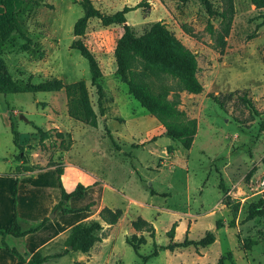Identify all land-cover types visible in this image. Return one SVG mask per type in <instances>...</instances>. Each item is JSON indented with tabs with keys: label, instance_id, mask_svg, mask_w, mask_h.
Segmentation results:
<instances>
[{
	"label": "rangeland",
	"instance_id": "rangeland-1",
	"mask_svg": "<svg viewBox=\"0 0 264 264\" xmlns=\"http://www.w3.org/2000/svg\"><path fill=\"white\" fill-rule=\"evenodd\" d=\"M140 1L92 0L105 13ZM144 1L126 14L125 24L140 35L161 21L196 55L203 91H179L178 106L197 120L191 147L168 137L117 74L113 52L124 24L103 26L91 18L82 40L102 70L104 114L98 115L97 127L68 116L63 89L0 94V229L8 226L13 214L15 178L22 228L47 218L37 232L4 239L26 259L36 252L46 256L44 264H140L142 259L126 242L132 237L144 239L141 255L157 245V256L145 264H264V203L260 215L248 216L251 206L264 198V25L260 24L264 8H255L250 0H234L232 28L220 54L206 29L208 20L215 29L220 20L208 16L202 0ZM209 1L220 11L221 0ZM81 14L79 0H22L16 13L20 31L12 32L0 50V75L22 83L83 80L98 112L87 60L71 48L76 39L73 25ZM161 81L177 88L170 77ZM244 95L255 108L243 101ZM10 122L27 162L17 160L19 149ZM35 127L50 134L45 147L39 145ZM106 128L120 149L113 146ZM54 163L63 167L61 184L67 192L78 182L88 186L82 197H71L64 207L79 209L91 203L89 211L67 214L54 209L61 198ZM105 206L122 210L113 225L99 217ZM138 217L151 223L154 239L150 232L132 226ZM94 220L103 225L101 241L86 253L65 252L64 240L72 226ZM209 231L215 240L206 247L164 248L185 238L197 241ZM246 239L254 242L248 249ZM0 264H23L2 248L1 236Z\"/></svg>",
	"mask_w": 264,
	"mask_h": 264
},
{
	"label": "trees",
	"instance_id": "trees-1",
	"mask_svg": "<svg viewBox=\"0 0 264 264\" xmlns=\"http://www.w3.org/2000/svg\"><path fill=\"white\" fill-rule=\"evenodd\" d=\"M208 16L219 18V28L215 29L213 24L208 20L206 25L207 31L214 38L213 47L220 54H223L232 23L235 15L234 0H221V9L217 11L209 0H202ZM255 8H264V0H250ZM22 0H0V50L5 42H7L14 31H20V25L17 19V10L20 7ZM82 8V14L79 16L73 25V33L76 37L71 43V48L79 51L80 55L87 60L91 85L96 88L98 112L94 109L90 98V92L85 81L78 80L64 83L61 79L52 78L38 83L27 81L25 83L13 80L10 77L0 75V94L20 93V92H55L64 90L66 98V106L68 116L76 121L91 127L98 126V115L103 116L104 107L102 106L103 88L100 83L102 70L95 54L87 47L82 40L85 33L88 21L91 18L100 20L101 25L109 26L112 24H124L123 32L116 42L114 48V58L116 62V72L120 79L127 85L128 92L131 94L142 107H144L157 121L162 125L165 134L181 143L185 148H190L194 136L197 132V120L186 116L185 111L178 106L180 104L179 91H186L192 94H199L203 91V85L197 77L198 63L196 55L187 48L173 33H171L166 25L161 21L154 22L142 34L136 35L130 25L125 24L126 14L136 8L143 6L146 2L141 0L135 6H123L122 9L113 12L105 13L94 6L92 0H79ZM261 25H264V16ZM190 35L194 33L187 27H184ZM165 77H170L175 80L177 88L167 85L161 80ZM173 91V93H171ZM171 97H169V95ZM210 97L220 106L223 102L219 97L210 95ZM250 107L255 108L251 99L242 97ZM9 121V120H8ZM13 134L14 145L19 149L17 160L27 162L24 155V147L19 143L18 131L13 122L9 123ZM38 132V143L41 147H45L44 140L50 137L48 131L35 127ZM110 140L115 148L118 145L111 137V133L106 128ZM62 136V133H56ZM67 149V146H66ZM56 165L57 178L61 188V198L54 205V209H59L63 213H74L80 211H89L92 204H87L83 208L71 209L65 208L64 203L71 197H82L84 191L88 188L87 185L78 182L74 189L67 192L61 184V175L63 167L61 164ZM131 167L137 172L135 165L131 162ZM219 188L223 189V180L220 179ZM151 193L154 191L151 189ZM17 195V179L15 178L12 187V204L13 214L7 227L0 229L1 246L4 250L17 258L23 264H44L47 257L36 252L31 255L30 259H26L20 251L13 246H10L4 239L5 236L24 237L28 234L39 231L46 224L47 218L31 224L28 228H22V219L19 218L16 209ZM264 203V198L251 206L248 216L254 217L260 215L262 210L261 205ZM122 215L120 208L112 209L103 207L99 211V217L102 221L109 225L115 224ZM132 226L136 230L150 232V236L154 239V228L145 219L138 217L132 222ZM103 225L100 221L94 220L87 223H77L72 226L69 234L64 240L66 247L65 252L79 251L82 253L88 252L92 246L101 241L103 238ZM170 238L174 236V226L168 231ZM215 236L212 232H207L205 236L197 241L184 239L180 242H172L164 248L186 247L189 245L206 247L212 244ZM126 242L132 247L134 252L142 259L140 264L158 254V248L154 243L153 251L148 255H141L139 247L144 239L142 237L126 238ZM254 242L245 240V247L248 249ZM57 256H62L57 255Z\"/></svg>",
	"mask_w": 264,
	"mask_h": 264
},
{
	"label": "water",
	"instance_id": "water-1",
	"mask_svg": "<svg viewBox=\"0 0 264 264\" xmlns=\"http://www.w3.org/2000/svg\"><path fill=\"white\" fill-rule=\"evenodd\" d=\"M76 38H78V37H76ZM21 117H23L22 115H20ZM25 119V118H24Z\"/></svg>",
	"mask_w": 264,
	"mask_h": 264
}]
</instances>
